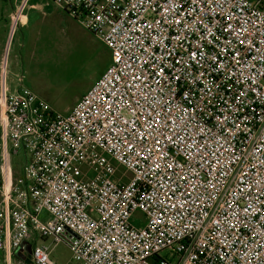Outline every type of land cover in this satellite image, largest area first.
<instances>
[{"label":"built area","instance_id":"built-area-1","mask_svg":"<svg viewBox=\"0 0 264 264\" xmlns=\"http://www.w3.org/2000/svg\"><path fill=\"white\" fill-rule=\"evenodd\" d=\"M50 1L110 63L59 114L0 60V262L264 264V0Z\"/></svg>","mask_w":264,"mask_h":264},{"label":"rangeland","instance_id":"rangeland-1","mask_svg":"<svg viewBox=\"0 0 264 264\" xmlns=\"http://www.w3.org/2000/svg\"><path fill=\"white\" fill-rule=\"evenodd\" d=\"M12 2L0 0V10L6 13ZM55 9L52 4L48 6V15L42 18L40 26L35 29L31 25L13 41L9 84L13 89L21 78L19 84L46 101L54 112L66 114L105 71L110 53L95 35L72 17L57 16ZM23 162L22 153L11 159L14 181L21 177ZM137 218H142L140 212L134 214V220ZM34 242L48 246L56 264H72L65 244H52L50 240L40 241L39 238ZM17 260L15 257L14 261Z\"/></svg>","mask_w":264,"mask_h":264},{"label":"crops","instance_id":"crops-1","mask_svg":"<svg viewBox=\"0 0 264 264\" xmlns=\"http://www.w3.org/2000/svg\"><path fill=\"white\" fill-rule=\"evenodd\" d=\"M51 4L54 5L50 0H13L9 10L6 13L0 10V60L3 58L7 59L9 71L7 75V85L11 91L15 90L19 85H21L19 84L20 82H18V85L12 89L9 84V79L11 76L9 56L12 43L15 41L16 37L21 31H25L31 25L37 29L42 22V18L48 15L47 7ZM54 6L56 8L54 14L61 17L66 15L69 16L62 9L56 5ZM5 225L7 228L9 227V223H6ZM40 241L44 240L40 239ZM27 244L31 245L30 243H25L24 246ZM21 254L26 256L25 260H28L29 254H27L25 251L21 252ZM16 258L21 260L18 257ZM1 263L3 264V262H0V264Z\"/></svg>","mask_w":264,"mask_h":264},{"label":"water","instance_id":"water-1","mask_svg":"<svg viewBox=\"0 0 264 264\" xmlns=\"http://www.w3.org/2000/svg\"><path fill=\"white\" fill-rule=\"evenodd\" d=\"M24 244L25 243H23L21 247L15 251V256L20 258L21 260H25L26 258L25 255L21 254V252L25 251L27 254H30L31 251V246L28 244L24 246Z\"/></svg>","mask_w":264,"mask_h":264}]
</instances>
